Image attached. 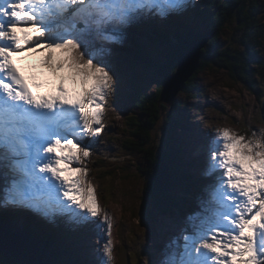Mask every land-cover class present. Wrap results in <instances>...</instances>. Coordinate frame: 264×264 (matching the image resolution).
<instances>
[{"label":"snow or ice","instance_id":"obj_1","mask_svg":"<svg viewBox=\"0 0 264 264\" xmlns=\"http://www.w3.org/2000/svg\"><path fill=\"white\" fill-rule=\"evenodd\" d=\"M223 7L232 13L223 24L227 32L221 31L229 43L241 19L256 11L264 16V0ZM193 10V0H0V208L66 218L85 231L106 227L109 239L99 259L75 264L113 262V225L85 161L104 131L108 105L119 106L138 87L118 63L100 54L99 42H117L144 20L190 17ZM21 53L39 56L40 66L58 77L54 92L32 90L40 84L17 66L16 60L25 58ZM62 73L78 81V93L64 86ZM181 78L178 61L153 77L157 100L166 101L156 108L157 127L165 117L187 116L176 105L186 103L189 81L184 80L183 100L172 96ZM185 126L199 133L197 125L185 120ZM250 131L215 127L200 133L208 140L199 209L146 264H264V128Z\"/></svg>","mask_w":264,"mask_h":264},{"label":"rangeland","instance_id":"obj_2","mask_svg":"<svg viewBox=\"0 0 264 264\" xmlns=\"http://www.w3.org/2000/svg\"><path fill=\"white\" fill-rule=\"evenodd\" d=\"M209 1L211 0H193L194 10L197 6H204ZM179 19L144 20L134 26H129L119 41L99 42L100 54L108 56L112 61L118 63L129 76L132 78L136 77L140 81L146 93L153 95L155 92L153 77L157 71L163 68L159 66L161 63L164 65L168 64L163 59L166 45L160 41L159 43H153L149 38H146L144 35L146 31L142 28L147 26V23L151 24L152 22L153 27L157 25L164 34H172L179 30L175 25V22ZM192 19L195 20V25H201V19L193 14L190 17H185V24H193L192 22L190 23ZM166 21H168V24H165ZM162 25L163 28L160 27ZM224 32H227V29ZM236 37L237 32L234 38ZM183 39L187 38L184 37ZM220 40L222 46L230 44L236 46L234 40L229 43L224 35H222ZM184 43L180 42L178 51L185 45ZM137 52H145L147 58H152L156 68L149 67L145 63L134 65L132 63L133 54ZM261 53L264 60V38L262 39ZM39 59L40 57L37 58V63H39ZM61 75H65L66 80L69 79L67 78V73H62ZM69 80L73 81L72 79ZM259 83L260 92L252 94L241 84L232 81L226 70L217 67H206L203 71L197 73L196 79L190 80L187 87H190L192 91L187 95L186 103L183 105L178 103L176 105L177 108L183 107L187 116L177 119L181 121V125L175 129L173 134L174 143L178 144L181 160L187 163L186 165L189 164V168L187 167L188 174L191 173L190 175L195 176L191 180L194 182L198 176L199 181L197 184H191L190 193L187 195L185 202L181 203L182 208L168 214H157L156 211L152 210L150 204L142 196L146 185L145 179L139 174L134 163L131 165L130 163L132 162H127L128 164L124 162L127 159L122 153L121 146L125 141L131 140L129 136L132 132L131 129L125 126V121L130 122L131 120V114L126 110V97L122 99L119 106L115 103L108 105L106 109L108 115L106 114L104 119V123H106L104 131L94 142L97 148L92 146L91 155L85 161V164L89 169L88 180L96 189L99 203L106 209L108 214L114 215L116 221V225L115 223L113 224L110 237L113 245L112 264H146L149 257L155 259L157 251L171 237L178 235L187 226V217L199 209V199H197L195 194L207 182V178H204V176L200 177V174H203V170L199 160L200 156L207 157L208 137L200 133L210 132L215 127H229L240 134L250 135V130L259 132L260 129L264 128V78H261ZM181 92L182 90L176 94L174 99L183 100ZM159 104L164 105L165 103L160 102ZM195 105H199V107H195ZM185 120L188 124L197 125L199 133H193L188 129L185 126ZM155 128L156 139H152L150 147L153 150L160 151L166 141L163 120L159 122L158 127L155 125ZM152 134L153 130L151 138ZM102 161H114L119 168L101 184V180L98 179V175L101 172L98 173L97 170L98 164ZM73 166L81 165L74 164ZM3 210H0V214L11 213L10 210L5 212ZM0 220L10 228L6 217L0 215ZM31 220L38 222L35 219ZM59 222L67 224V227H64L66 230L61 232L57 242H63L64 244L65 240H69L68 242L74 243L77 238V242L72 248L73 257L78 259V261H83L87 260L83 259V257L89 253L88 255L92 256L93 261L99 259V249L109 239L106 227L104 229L85 231L73 225L69 220H59ZM22 223L23 227L25 225L28 226L27 224H33L28 219ZM49 225L48 227L55 226L53 224ZM16 228L20 229L19 227ZM38 228H32V230L35 229L34 231L39 232V235L40 233H53L57 236V232L61 230L59 227H53L46 231ZM65 233H68V235L66 236Z\"/></svg>","mask_w":264,"mask_h":264},{"label":"trees","instance_id":"obj_3","mask_svg":"<svg viewBox=\"0 0 264 264\" xmlns=\"http://www.w3.org/2000/svg\"><path fill=\"white\" fill-rule=\"evenodd\" d=\"M238 2L239 0H211L206 2L203 7L197 6L194 15L201 19V25L193 26L187 23L185 25L181 18L175 22L179 30L172 34H164L159 27H153V23L147 24L142 29L146 31L144 35L153 43L160 41L166 45L163 54L166 63L177 61L192 45L203 43L199 49V64L196 71L189 77V82L196 79L197 73L206 67H217L226 70L232 81L241 84L250 93L258 94L260 79L264 78V60L261 53L262 39L264 38V16L256 11L241 19L234 26L235 34L237 32V37L233 38L236 46L233 44L222 46L220 43L221 31L226 30L223 28V24L232 19V13L226 14L223 5L235 6ZM260 2L262 0H252L253 4ZM226 15L227 20L225 19ZM165 24H168V21ZM184 37L187 39L182 40ZM173 40L174 42H172ZM180 42H185V45L178 51ZM202 49L203 51H201ZM145 55V52L133 54L132 63L134 65L145 63L149 67L156 68L152 58H147ZM159 66L162 68L164 64L161 63ZM167 72L172 74L170 68ZM134 79L138 82V87L125 96L126 110L131 114V120L130 122L125 121V126L132 132L129 136L131 140L125 141L121 146L122 153L127 159L124 162H132L131 165L134 163L139 174L145 179L146 185L142 196L150 204L152 210L157 214H168L182 208L181 203L185 202L192 187L187 172V163L181 160L178 144L174 143L173 133L180 126L181 121H170L167 117L163 119L166 141L160 151L153 150L150 147L151 132L155 128L153 121L159 120L156 108L160 102L157 100L155 92L153 95L146 93L140 81L136 77ZM159 106L163 107L162 104ZM117 166L118 164L114 161H102L98 164L97 171L101 172L98 179L101 180V184L118 170ZM103 169L105 170L102 171ZM201 191L202 189H199L197 199H199ZM24 232L42 242L46 250L54 257L56 264H75L78 261L72 253L77 238L74 243L65 240L63 244V242H57L59 237L53 233H40L39 235V232L28 228ZM65 235L67 236L68 233ZM12 262L10 258L0 257V264H12Z\"/></svg>","mask_w":264,"mask_h":264},{"label":"water","instance_id":"obj_4","mask_svg":"<svg viewBox=\"0 0 264 264\" xmlns=\"http://www.w3.org/2000/svg\"><path fill=\"white\" fill-rule=\"evenodd\" d=\"M194 47H202L201 43H196ZM200 57V56H199ZM199 57L192 55L190 51L184 53L179 59V71L181 79L178 83L181 87L172 93L173 98L184 87V80L196 71ZM164 102L166 101H159ZM0 257L10 258L13 262L22 264H56L54 257L46 250L42 242L26 236V233H16L0 220Z\"/></svg>","mask_w":264,"mask_h":264},{"label":"bare ground","instance_id":"obj_5","mask_svg":"<svg viewBox=\"0 0 264 264\" xmlns=\"http://www.w3.org/2000/svg\"><path fill=\"white\" fill-rule=\"evenodd\" d=\"M203 7V6H202ZM193 15H194V11H193ZM197 16V15H196ZM198 17V16H197ZM203 17H204V15H203ZM202 18V17H201ZM181 19V18H180ZM184 20H185V18H183V19H181V21L185 24V22H184ZM154 21H157V20H154ZM152 23V22H151ZM156 23V22H155ZM190 23H191V20H190ZM147 24H149V23H147ZM186 25V24H185ZM193 25V24H192ZM193 26H195V24L193 25ZM155 27H157V25L155 26ZM161 28H163V25L162 26H160ZM143 32V31H142ZM153 32V31H152ZM155 33V32H154ZM153 34V33H152ZM147 35V34H146ZM147 38V37H146ZM138 44V43H137ZM196 45V44H195ZM201 45H203V43L201 44ZM192 48V49H191ZM191 48H188L187 49V51H190L191 52V54L192 55H195V56H198L199 57V49L201 48H199V47H194L193 45L191 46ZM186 51V52H187ZM39 56H30V59L32 58V60H31V62L33 63V65H35V67H33V68H31L30 70H29V72H31L32 74H35V76H37V75H39V74H43L44 76H46L47 74H51L46 68H44V67H42V66H40V64L39 63H37V58H38ZM65 81L66 82H68V81H70L69 79L68 80H66L65 79ZM72 82H74V83H76V84H79L78 83V81H72ZM106 114H107V110H106ZM108 115V114H107ZM106 118V117H105ZM106 124V123H105ZM180 125H181V123H180ZM182 128V127H181ZM212 131V130H211ZM210 131V132H211ZM193 134V133H192ZM194 136V135H193ZM201 138H202V136H201ZM200 137H199V139L200 140H202ZM99 143V142H98ZM93 147L95 146L96 147V145L93 143V145H92ZM97 148V147H96ZM99 148V147H98ZM102 148V147H101ZM197 154V153H196ZM195 154V155H196ZM195 157V156H194ZM193 157V158H194ZM205 160H206V157H204V156H200V160H199V162H200V166L202 167V170L204 169V163H205ZM193 166H195V165H193ZM187 167L189 168V164L187 165ZM196 167H197V164H196ZM191 174V173H190ZM189 174V177H190V180L191 179H193L195 176H192V175H190ZM202 176H204V174H200V177H202ZM204 178H207V177H205L204 176ZM199 179V177L197 176L196 177V180L193 182L192 180H191V184H197L198 183V180ZM96 190V189H95ZM100 195V194H99ZM101 196V195H100ZM97 199H98V196H97ZM108 207V206H107ZM4 209V210H3ZM108 209V208H107ZM0 210H3L4 212L5 211H7V210H10L11 211V213H13V214H11V213H1L0 215H2V216H4V217H6V219H8V222H9V226H10V228H11V230H13L14 232H16V233H25V232H23V231H25L27 228L28 229H30V230H32V228H35L36 229V227H39L38 229L39 230H41V228L42 229H44V231H46V230H49V229H51V228H53V227H59L61 230L60 231H58L57 232V235H58V237H60V234H61V232H63L64 230H66L64 227H67L66 225L67 224H65V223H62V222H59V220H61V221H68L66 218H57V219H55V220H48V219H46V218H44V217H42V216H39V215H37V214H35V213H32V214H27V210H23V209H6V208H0ZM113 210V209H112ZM109 212V211H108ZM112 212V211H111ZM108 214V213H107ZM109 215V217L111 218V223H112V225L116 222L115 221V219H114V215H112V214H108ZM9 217H10V219H9ZM35 219V221H38V222H34V221H32L31 219ZM29 220L30 222H32L33 224H27L28 226H24L23 227V221L24 220ZM11 221H12V224H11ZM44 223H47V224H44ZM69 223V222H68ZM49 224H53V225H55V226H53V227H48V226H50ZM71 224V223H70ZM115 225H116V223H115ZM114 225V226H115ZM29 226H31V227H29ZM16 227H19L20 229V231L16 228ZM68 227H71V226H68ZM34 229V230H35ZM106 229V228H105ZM33 230V231H34ZM106 233H107V231H106ZM105 233V234H106ZM26 236H28L27 234H26ZM98 236H99V234H98ZM107 239V238H106ZM104 240H105V238H104ZM84 243V242H83ZM87 246H88V244H87ZM84 250V249H83ZM83 253H84V251H83ZM89 254V253H88ZM86 255V256H84V254H83V259H87L88 261H93L92 260V256L91 255Z\"/></svg>","mask_w":264,"mask_h":264}]
</instances>
